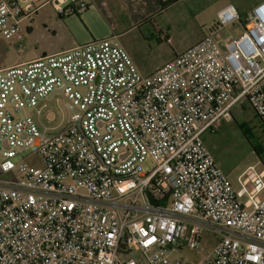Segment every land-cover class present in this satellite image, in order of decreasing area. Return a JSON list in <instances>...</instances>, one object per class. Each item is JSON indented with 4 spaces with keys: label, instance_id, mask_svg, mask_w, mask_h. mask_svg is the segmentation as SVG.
Instances as JSON below:
<instances>
[{
    "label": "built area",
    "instance_id": "obj_1",
    "mask_svg": "<svg viewBox=\"0 0 264 264\" xmlns=\"http://www.w3.org/2000/svg\"><path fill=\"white\" fill-rule=\"evenodd\" d=\"M48 4L88 10L0 0V35ZM112 40L0 68V264H192L173 256L204 253L206 233L198 264H264V167L238 177L241 201L203 138L245 104L264 128V0L239 37L206 36L149 76ZM61 87L77 112L51 129L33 112Z\"/></svg>",
    "mask_w": 264,
    "mask_h": 264
},
{
    "label": "rangeland",
    "instance_id": "obj_2",
    "mask_svg": "<svg viewBox=\"0 0 264 264\" xmlns=\"http://www.w3.org/2000/svg\"><path fill=\"white\" fill-rule=\"evenodd\" d=\"M32 1L35 6L39 7L47 0ZM262 1L181 0L167 13V16H172L173 18L172 28L169 31L171 40L168 44L162 46L156 45L154 40L146 41L142 38L138 29L128 28L129 30H123V28H119L121 31L118 29L115 34L110 31L107 24L99 23L101 22L99 17L95 19L99 25L96 29L95 39L113 37L112 41L120 47H123V43L128 44L133 49V54L137 57L138 64L142 67H148L161 61L162 58L169 54L172 48L182 49L203 36L212 35L216 39L221 40L227 37H239L244 32L245 25L237 21L221 26L217 11L232 4L236 9L248 13L252 7ZM47 6L50 7L48 10H52L53 6L51 4ZM46 10L38 8L31 16L25 18L21 23L20 33L13 39L6 40L0 35V68L17 65L22 61H29L36 57V50L43 49L54 41L44 26ZM69 18L81 29L78 41L81 42L87 38L88 41L86 43L92 41V36L82 24L81 17L73 15ZM38 109H41V114L38 115L36 111L33 114L36 121L41 125L45 123V112L50 109L57 113V121L49 124V128H60L68 122L69 113L59 95L54 96L50 100H42ZM232 115L233 117L230 121L222 122L221 126L212 132H206L203 138L216 163L227 174L238 198L241 201H245L246 196L238 182V176L250 165H261L258 156L253 150V146L259 147L264 158V128L248 104L240 108L235 107ZM243 124H246L247 128H249L248 137L239 128V125ZM15 162H18V160H15ZM202 240L205 252H211L216 245L214 235L206 233ZM205 252L202 253L185 247L173 257L184 258L192 264H198L204 259Z\"/></svg>",
    "mask_w": 264,
    "mask_h": 264
},
{
    "label": "crops",
    "instance_id": "obj_3",
    "mask_svg": "<svg viewBox=\"0 0 264 264\" xmlns=\"http://www.w3.org/2000/svg\"><path fill=\"white\" fill-rule=\"evenodd\" d=\"M180 1L181 0L161 11L159 0H86L88 3V10L79 17H81L82 24L92 36V40H97L95 39L97 33L96 29L99 25L95 19H98L99 17L101 19V22L99 23L107 24L110 31L113 33L117 32L119 28H123V30H129L128 28L138 29L142 35V38H144L146 41L150 42L154 40L156 45L162 46L164 44H168L171 40L169 31L172 28L171 24L173 18L172 16H167V13H169V11ZM41 8L47 9L44 16V26L54 41L47 47L36 50V57L29 61L39 57L65 52L77 45L85 44L88 41V38L82 40L81 42L78 41V39H80L79 31H81V29L78 25L76 26V24L71 21V18H69L71 16L62 18L57 14L54 7H52V10H48L50 7L47 5H44ZM225 8L218 10L217 14H219ZM237 11L240 16V21L244 23L245 20H247L249 12L245 13L238 9ZM156 37L157 39H155ZM204 37L206 36L199 38L195 42L190 43L182 49L172 48L169 54L162 58L161 61L148 67H142L138 64L137 57L133 54V49L128 44L123 43L122 48H124L129 54L139 72L143 76H149L164 64L172 61L178 54L186 51L194 44L202 40ZM29 61H22L18 64ZM47 111L44 114L45 124L47 123L49 125L51 123H55L57 119L54 120V118L57 116V113L51 109Z\"/></svg>",
    "mask_w": 264,
    "mask_h": 264
},
{
    "label": "trees",
    "instance_id": "obj_4",
    "mask_svg": "<svg viewBox=\"0 0 264 264\" xmlns=\"http://www.w3.org/2000/svg\"><path fill=\"white\" fill-rule=\"evenodd\" d=\"M178 1L179 0H159L161 11L167 9L169 6L173 5L174 3L178 2ZM243 24L245 25L246 22H244ZM239 128L241 129V131L243 132V134L245 136L248 135L249 128H247L246 124L239 125ZM253 150L256 153V155L258 156L261 165L264 167V158L262 157V154H261V151H260L259 147L253 146Z\"/></svg>",
    "mask_w": 264,
    "mask_h": 264
},
{
    "label": "water",
    "instance_id": "obj_5",
    "mask_svg": "<svg viewBox=\"0 0 264 264\" xmlns=\"http://www.w3.org/2000/svg\"><path fill=\"white\" fill-rule=\"evenodd\" d=\"M63 88H59L56 90L54 93H52L47 99L50 100L54 96L59 95L62 98L63 105L67 108L69 116L72 115L73 113L77 112V108L73 105L71 100L67 98L63 93H62Z\"/></svg>",
    "mask_w": 264,
    "mask_h": 264
}]
</instances>
